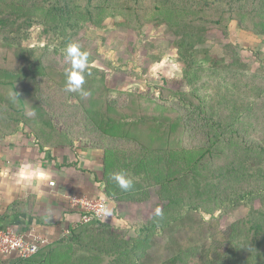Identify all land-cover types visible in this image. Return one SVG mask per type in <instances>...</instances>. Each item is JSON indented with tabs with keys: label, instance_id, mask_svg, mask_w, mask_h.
<instances>
[{
	"label": "trees",
	"instance_id": "1",
	"mask_svg": "<svg viewBox=\"0 0 264 264\" xmlns=\"http://www.w3.org/2000/svg\"><path fill=\"white\" fill-rule=\"evenodd\" d=\"M79 1L80 3H75L74 0H28L25 4L23 0L21 2L0 0V107L2 104L6 106L0 117V132L8 136L14 133L20 124L28 125L34 130L36 126H42L50 132L52 139L55 138L54 142H60L62 146L72 143L70 133L67 132L69 130L58 129L54 125L52 120L55 118L54 114L42 92L45 85L43 83L47 84L46 78L49 75L56 83L63 84L65 90V73L45 68L40 63L38 53L43 49L21 47L22 38L15 34L20 33L23 26L27 30L32 23L52 19L55 21V27L52 26V29L57 36L69 37L79 25L99 24L101 19L107 16L124 17L125 24L136 31L144 23L156 19L160 24L167 23L176 38L173 44L177 49L179 61L183 63L184 77L193 86L190 91L173 93L163 89L159 98L129 92L126 94L128 104L122 106L112 97L109 98L113 92L104 85V73L91 67H88L91 74L85 76V83L82 85L91 93L89 96L84 97L79 92L65 91L66 95L78 100L81 111L106 135L127 140L129 143L136 141L144 148L142 149L144 153L154 152L166 156L200 153L194 158L191 168L190 163H184L181 171L161 183L169 192L167 196L160 197L163 202L166 201L162 214L156 220L153 219L149 226L140 230L138 240L150 243L151 237L156 234L155 229L164 230L163 225L166 227L195 212L212 216L216 211L240 205L242 200L253 196L254 192H259V189L246 188L239 183L216 176H214L216 181L208 184L194 174L195 168L197 167L199 172V167L208 158L211 159L215 151L222 146L234 142L245 145L242 133L232 124L231 118L236 116L237 107H243L244 111L248 108L262 111L264 103L261 99L258 108H253L251 105L254 101H251L250 92L252 86L254 88L256 85H264V76L253 75L250 83L238 70L241 68L235 62L226 65L223 61H212L207 58L209 61L202 65L199 63L195 45L199 44L205 33L212 29L225 34L233 21L244 31L264 35V0ZM15 3L29 7L23 24L17 22L14 14V10L17 11ZM158 13L163 14L162 17L157 16ZM166 13H172L173 18L167 20L164 17ZM79 15L85 19L77 21ZM10 26L15 27L9 31ZM198 82L199 84H196ZM207 86L215 91L214 95L206 97L204 87ZM167 95H172L175 99L164 101ZM232 95L235 97L232 98ZM155 135L160 140L153 145L155 147L149 146L147 140ZM44 143L50 144L41 140L40 147H43ZM191 175L194 177L192 181L189 178ZM113 184L117 186V183ZM204 190H210L212 193L210 209L206 207ZM16 205L18 204L13 206L15 209ZM262 215L261 211H256L247 222L243 220L236 223L226 238L227 249L220 254L215 253L216 257L208 254V247H192L195 254H198V263L226 264L227 260L228 263L234 261L236 264H264V251L260 246L261 242L262 244L264 242V219H260ZM98 223L99 221L77 223L68 229V235L58 236L49 241L32 257L28 259L10 257L2 264H63L69 253L65 264H79L80 260L87 259L86 256L84 254L73 256L79 251L84 252L86 248H89V252L94 256L97 253L120 256L125 248L131 255L136 253L133 261H129L130 264L140 259L143 253L136 251V242L112 251L106 248L105 242L112 233L108 234L107 230L95 227ZM96 229L99 232L94 237L101 246L99 243L91 247L85 246L84 237ZM234 231L237 232L236 240ZM77 247L82 250L76 249ZM186 250L188 249L178 251L164 264L182 263Z\"/></svg>",
	"mask_w": 264,
	"mask_h": 264
},
{
	"label": "rangeland",
	"instance_id": "2",
	"mask_svg": "<svg viewBox=\"0 0 264 264\" xmlns=\"http://www.w3.org/2000/svg\"><path fill=\"white\" fill-rule=\"evenodd\" d=\"M27 1L23 0L25 4ZM74 2L80 3L79 0ZM14 6L17 9L14 10L17 22L23 24L29 7L19 3H15ZM162 15L157 14L159 17ZM35 17L37 18V13ZM164 17L171 20L173 15L166 13ZM77 19L80 22L85 18L79 15ZM40 21L44 22L32 23L27 30L23 26L20 33L15 34L22 38L21 47L43 49L38 53L40 63L45 68L65 73V70L70 68V62L65 60L66 45L73 42L80 44L81 51L88 53V67L100 69L104 73V85L113 92L109 98L115 99L118 105L128 104L126 94L129 92L159 98L163 89L175 93L190 91L193 88L184 77L183 63L179 61L177 49L173 44L176 38L167 23L160 24L155 19L144 23L136 31L125 24L124 17L107 16L102 18L99 24L79 25L74 33L67 37L57 36L52 29V26L55 27V21L52 19ZM14 27L10 26L8 30ZM195 49L202 65L209 61L207 58L212 61H223L226 65L235 62L241 68L238 70L250 83L253 75L264 76V35L244 31L234 21L229 24L225 34L217 29L205 33L203 40L195 45ZM46 79L48 82L43 83L45 85L42 92L54 114L53 123L58 129L69 130L67 132L72 139L71 145L62 146L60 142H54L55 138L52 139L50 132L42 126H36L34 130L25 124H20L16 131L8 136L0 132V141L13 138L11 141L15 142V146L20 145L21 141L17 140L15 135L21 133V136L31 135L39 147L41 140L49 142L50 144L44 143L40 148L47 150L49 160L56 159L60 166L66 167L68 173H65V177H70L72 185L67 187L64 183V190L70 191L69 195L72 197L79 194L83 195L80 198L89 200L104 199L107 206L109 205L110 218L99 222L95 227L107 230L108 234L112 233L105 242V247L110 251L136 242V251L142 252L143 255L137 262H133L134 264H164L178 251L188 249L183 255V262L176 264H206L198 263V254H195L192 247H208V254L216 257L215 253L220 254L227 249L226 238L236 223L243 220L247 222L256 211H261L263 215L260 219H264V103L262 111L251 108L244 111L243 107L239 106L236 116L231 118L233 126L242 133L245 145L234 142L222 146L215 151L211 159L208 158L199 167V172L197 167L194 170L196 177L207 181L208 184L216 181L214 179L216 176L234 181L246 188L259 189V192H254L253 196L242 200L240 205L216 211L212 216L201 212L185 215L166 227L163 225L164 230L155 229L156 234L151 237L152 241L146 243L138 240V234L144 227L149 226L153 219L161 216L156 215V209L159 208L162 212L166 201L163 202L160 197L169 194L166 186L161 183L181 171L184 163H190L191 168L194 158L200 153L168 156L154 152L149 154L144 153L142 150L144 148L136 141L129 143L127 140L110 137L81 111L76 98L66 95L63 84L50 79V75ZM204 91L206 97L215 93L208 86L204 87ZM250 92L251 101H254L251 106L258 108L261 99L264 100V85H256L254 88L252 86ZM172 99L175 98L167 95L163 100ZM5 107V104L1 105L0 117ZM150 138L147 140L148 145L155 147L153 145L160 138L157 135ZM60 150H63L61 155ZM73 162H78V166L69 174L70 170L74 169ZM50 163L52 164V161ZM119 172H124L126 178L132 180V186L128 190L113 184L117 182L112 176ZM189 178L190 181L194 180L193 175ZM203 194L207 202L206 207L210 209L212 193L210 190H204ZM67 229L62 230L60 237L68 235L65 234ZM97 232L98 229L86 234L85 246L91 247L99 243L94 237ZM236 238L237 232L234 231V239ZM99 245L101 246L100 243ZM260 246L264 251V242L263 244L261 242ZM76 249L82 250L80 247ZM81 254L87 259L80 260L79 264H130L129 261L132 262L136 256V253L129 254L125 248L120 256L100 253L94 256L89 252V248H86L84 252L79 251L73 257ZM0 256L6 258L1 254ZM69 256L70 253L63 264ZM4 261H7V258L0 264ZM226 264L236 263L234 261L228 263L226 260Z\"/></svg>",
	"mask_w": 264,
	"mask_h": 264
},
{
	"label": "crops",
	"instance_id": "3",
	"mask_svg": "<svg viewBox=\"0 0 264 264\" xmlns=\"http://www.w3.org/2000/svg\"><path fill=\"white\" fill-rule=\"evenodd\" d=\"M20 134L15 135L20 145L15 146L13 138L0 141V226H11L27 239L43 236L49 242L58 238L62 230L76 226L81 213L71 206V193L63 188L64 183L72 185L70 177H65L66 167L56 159L49 160L47 150L41 149L31 135ZM72 166L69 174L78 162ZM50 182L55 185L50 186ZM110 216L111 213L104 221ZM5 259L0 256V262Z\"/></svg>",
	"mask_w": 264,
	"mask_h": 264
},
{
	"label": "built area",
	"instance_id": "4",
	"mask_svg": "<svg viewBox=\"0 0 264 264\" xmlns=\"http://www.w3.org/2000/svg\"><path fill=\"white\" fill-rule=\"evenodd\" d=\"M50 186L54 182L49 183ZM72 207L80 210V224H88L93 221L103 222L108 216V208L104 199L89 200L80 197H70ZM68 234V231L65 233ZM48 244V239L39 236L27 239L22 233L11 226H0V254L8 257L28 259L35 255L41 247Z\"/></svg>",
	"mask_w": 264,
	"mask_h": 264
},
{
	"label": "clouds",
	"instance_id": "5",
	"mask_svg": "<svg viewBox=\"0 0 264 264\" xmlns=\"http://www.w3.org/2000/svg\"><path fill=\"white\" fill-rule=\"evenodd\" d=\"M64 52L65 60L70 62V68L65 70V91L79 92L84 97L89 96L91 93L82 87L85 83V76L91 74L88 70V53L81 51V45L75 42L66 45ZM112 179L121 189L128 190L132 186V180L126 178L124 172L114 173ZM161 214V210L157 208L156 215Z\"/></svg>",
	"mask_w": 264,
	"mask_h": 264
}]
</instances>
